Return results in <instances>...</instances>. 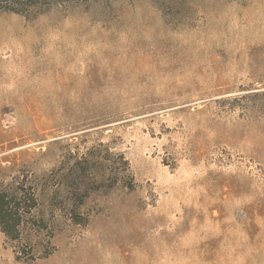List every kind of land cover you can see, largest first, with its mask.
Instances as JSON below:
<instances>
[{
  "label": "rangeland",
  "instance_id": "obj_1",
  "mask_svg": "<svg viewBox=\"0 0 264 264\" xmlns=\"http://www.w3.org/2000/svg\"><path fill=\"white\" fill-rule=\"evenodd\" d=\"M0 264H264V0L0 11Z\"/></svg>",
  "mask_w": 264,
  "mask_h": 264
},
{
  "label": "trees",
  "instance_id": "obj_2",
  "mask_svg": "<svg viewBox=\"0 0 264 264\" xmlns=\"http://www.w3.org/2000/svg\"><path fill=\"white\" fill-rule=\"evenodd\" d=\"M69 0H0V11L29 13L45 10L52 3ZM37 197L34 192H26L23 187H17L12 193L0 191V226L9 237L19 235V226L27 212L35 207Z\"/></svg>",
  "mask_w": 264,
  "mask_h": 264
}]
</instances>
